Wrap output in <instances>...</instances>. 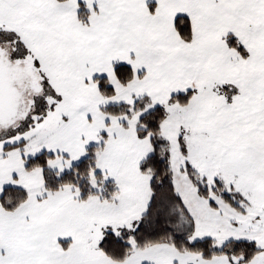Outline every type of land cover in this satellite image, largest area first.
<instances>
[{
    "label": "snow or ice",
    "instance_id": "6c2138e0",
    "mask_svg": "<svg viewBox=\"0 0 264 264\" xmlns=\"http://www.w3.org/2000/svg\"><path fill=\"white\" fill-rule=\"evenodd\" d=\"M0 264H264V0H0Z\"/></svg>",
    "mask_w": 264,
    "mask_h": 264
}]
</instances>
